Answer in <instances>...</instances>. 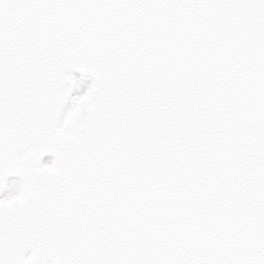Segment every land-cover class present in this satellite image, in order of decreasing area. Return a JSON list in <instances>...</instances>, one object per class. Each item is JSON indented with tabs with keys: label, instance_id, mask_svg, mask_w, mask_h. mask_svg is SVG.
<instances>
[{
	"label": "snow or ice",
	"instance_id": "6c2138e0",
	"mask_svg": "<svg viewBox=\"0 0 264 264\" xmlns=\"http://www.w3.org/2000/svg\"><path fill=\"white\" fill-rule=\"evenodd\" d=\"M0 264H264V0H0Z\"/></svg>",
	"mask_w": 264,
	"mask_h": 264
}]
</instances>
